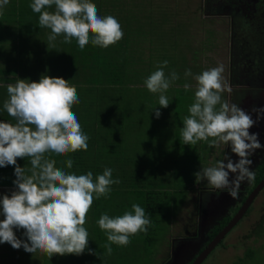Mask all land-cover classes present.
Segmentation results:
<instances>
[{
    "label": "clouds",
    "instance_id": "9594fccd",
    "mask_svg": "<svg viewBox=\"0 0 264 264\" xmlns=\"http://www.w3.org/2000/svg\"><path fill=\"white\" fill-rule=\"evenodd\" d=\"M9 0H0V15ZM38 13L40 28L50 30L47 48L55 49L57 37L62 43L76 40L83 50L93 46L108 48L123 38V29L112 15L100 16L92 0H32L29 5ZM53 11L48 9L53 8ZM168 61L159 63L144 81L151 93H159L158 105L167 108L170 101L164 93L179 75L173 70L167 76ZM41 74L38 82L16 78L15 83L5 85L7 99L3 109L12 117L0 122V168L14 166L15 189L0 197V244L8 243L13 249L27 253L41 252L53 255H81L88 250L89 232L85 227L87 214L94 199L108 198L111 186L121 181L112 178L113 169L105 167L102 174L93 176L91 171L77 175L57 167L50 157L65 156L77 151H87L89 137L82 130L77 115L72 110L79 104L75 86L68 80ZM223 66L203 70L193 76L191 69L184 72L185 78L195 80L194 101L188 108L189 115L183 118L180 139L183 144L196 145L200 141L209 147L220 144L230 146L239 159L233 161L227 154L214 165L200 167L193 173L196 182L227 190L233 199L238 198L241 183L252 182L255 172L250 170L249 157L262 145L258 134L249 129L261 119L264 108H253L256 121L238 104L222 100V93H231V86L223 80ZM191 85L184 84L185 91ZM155 117L161 115L153 108ZM17 158L27 159L30 167H20ZM226 161V162H225ZM67 169L74 161H63ZM234 174L233 178L229 176ZM98 227L106 234L105 252L89 254L110 256L112 244L126 247L130 237L147 234L152 221L145 209L133 203L131 210L122 215L102 213ZM14 229H23L27 242L18 239Z\"/></svg>",
    "mask_w": 264,
    "mask_h": 264
},
{
    "label": "trees",
    "instance_id": "16d2710c",
    "mask_svg": "<svg viewBox=\"0 0 264 264\" xmlns=\"http://www.w3.org/2000/svg\"><path fill=\"white\" fill-rule=\"evenodd\" d=\"M101 1L102 0H99L97 3L98 14L100 16H119L117 20L122 29L126 26L125 35H123L120 41L114 45H110L108 48L93 46L89 43L83 50L78 47L75 39H73L70 44L62 43L63 36L57 37L55 49H48L47 36L50 34V30L39 27V14L34 13L29 6L32 0H28L25 4H21L20 1L16 3L12 1L13 6L21 5V7H15V9L23 13L20 14V19H18L20 21L18 24V37L13 42L14 45H11V50L7 53H14L17 62L19 57V62H25L24 64L28 62L31 63L23 67L18 66V70L15 71V74L13 73V77L5 78L4 81L15 83L16 78H22L38 82L41 74H44V67L46 66V74L48 76L63 78L68 80L70 85H74L80 102L74 105L72 110L77 115L82 130L89 137L88 149L87 151L81 150L69 153L65 156H56L53 154L50 158L57 161V167L68 172H74L77 175L86 174L91 171L95 177L103 173L105 167L113 169L112 178H118L121 181L118 184L119 190L113 194L109 193V201L112 202L111 200L114 198L116 201L115 203H117L116 211L102 206L97 212L96 216L98 218L102 213H107L108 215L116 213L117 215H122L126 210H131L132 204L136 203L145 209L146 215H148L152 221L147 234L139 233L130 237V246L127 245L126 247H122L118 245L113 246L114 244H112V254L110 256L102 255L101 259L99 256L94 257V255L89 254V250L79 256L71 254L74 259V264H95L97 260H99L100 264L102 261H106L107 264H119V262L125 264L126 259L124 258L127 256L128 250H131L132 256H136V258L144 262L146 260V264H151L154 260V255L161 247V244L166 240V235L170 234L169 226L173 222L170 216L175 214L177 208L176 206H166L169 197H171L168 190H172L173 188L181 189L182 186L189 182L188 173H192V170L188 167L186 176L182 179V186H180L178 179H175L173 176V174L180 173V171H170L168 174L162 167L155 164L156 152L162 154V152L167 150V146L163 145L158 146L159 148L157 147L152 157L148 158L149 163L147 167L142 169L138 167L139 160H137L135 154L127 157L125 153V156L117 154V156L114 157L117 159V162L113 163L110 150L104 153L106 148H110L109 143H111V141L109 140L112 139V134L115 136V139H113L116 143L115 146H112V150L124 144L122 134L128 131L132 122V120H128L127 109H132L134 107L136 104L134 101L137 100V103H140V100L145 97V92L147 95H151L154 98H156V95L149 92L144 85L145 79L152 73L149 64L151 61L149 57H147V59L145 57H140V52L137 54L135 50L136 46L133 44L134 42L132 43L130 41L135 34L132 32L134 26L131 24L129 25L131 22H127V17L132 13L138 12L139 3H137L136 0H128L126 2L123 0H112L113 2H111L109 6L112 9L108 11L106 7L109 0H103L102 3ZM118 2L120 3L118 4ZM25 6L29 7L25 9ZM113 8L116 9V13L113 12ZM48 10L53 11L54 6ZM8 11L9 12L5 15L3 14L0 16V29L6 30L7 34L10 32L7 26L10 21L8 16L11 15V10ZM155 13L156 12L152 9L148 11L150 16L142 15V17H145L151 22L148 23V25L156 22L157 19L152 17ZM139 30H142V33L138 35L144 36L142 27H139L138 30L135 31L138 32ZM1 36L0 34V42L2 41ZM18 38L25 41L18 40ZM7 42H12V39H8ZM8 47L10 48V46ZM3 48H6V46L3 45ZM20 58H22L21 61ZM43 58H46V65L42 66L41 60ZM156 62L158 63V61ZM146 63H148V66ZM144 68L147 69V72L144 71ZM165 70L167 72L168 69L165 68ZM165 75L167 76V74ZM139 77H145L143 82L139 80ZM139 83H142L143 88L139 87L141 86ZM172 85L174 84L172 83ZM172 85L164 95L169 98L170 103L167 108H169V113L170 109H172L173 114L172 117L169 118L171 119L169 124L172 125L177 123L176 125L178 126L177 130H174L175 136L177 134L180 135L181 130V126L178 125L181 124V119L176 117V112L183 109L181 100L183 99L186 101V93L190 92L174 88ZM129 86H133L134 88H130ZM168 92L170 93L169 96L167 95ZM188 101L192 102L191 99ZM157 106L159 105L152 103L150 107L151 110L148 114L151 118L155 117L154 110L152 109H156ZM159 109L161 113L164 111L161 107H159ZM4 115L8 114L5 110L2 111V109H0V116L3 117ZM164 115L167 118L170 114L167 115L164 113ZM145 117L146 116H143V119ZM165 117L160 115L159 118L163 121ZM96 139L97 142H100L99 147H97V145L93 146ZM178 140L179 139H174V141H176L175 147L170 154L165 156L169 160L178 157ZM69 158L74 161L71 169H67L63 163V161ZM22 160V163H25L24 159ZM121 160L123 161L122 165H118ZM7 169H9V167ZM2 175L3 181L8 180L7 182L14 177V174L8 172ZM263 177L264 163L260 167V172L258 173L255 184ZM166 183L168 184L166 185ZM254 231V234L258 237L264 234V210L258 227ZM91 250L95 251L97 254L105 252L103 245L97 248L94 244ZM114 251L115 254L119 253V257L113 254ZM121 253H123L122 257ZM244 254V257L238 258L233 264H264V255L259 256L258 259H254L255 256L253 251L247 250ZM134 264H136V261Z\"/></svg>",
    "mask_w": 264,
    "mask_h": 264
},
{
    "label": "flooded vegetation",
    "instance_id": "af4514ba",
    "mask_svg": "<svg viewBox=\"0 0 264 264\" xmlns=\"http://www.w3.org/2000/svg\"><path fill=\"white\" fill-rule=\"evenodd\" d=\"M136 2L139 3L138 12L140 9L144 10L140 11L143 15L150 16L148 11L152 9L156 12L155 14L160 13L158 16L161 18L153 15L152 17L157 19L156 24L160 22L159 20L163 21L164 24L161 23L165 27V32H161L162 34L156 33L163 40L157 47L151 48L149 41L147 44L144 42L146 44L145 48L140 43H133L136 46L137 54L143 52V56L149 57L150 61H158V63H161L163 59H175L178 58L176 57L177 49H181L179 42L187 39L189 54H186L182 60L188 63V67L178 69L175 72L181 77L184 76L185 70L189 68L194 74L197 69L201 73L205 69L222 65L223 80L231 86V100L235 96L234 101L236 104L248 112L252 119L256 121V113L252 109L254 107L264 108V0H136ZM140 19L150 23L145 17ZM147 27L146 24L144 28ZM164 35L169 37L170 40L164 42ZM139 38L138 41L143 42L141 40L143 36ZM162 43L165 45L164 49L159 48ZM167 72L170 73L169 70ZM172 86L177 89L180 87L184 89V86L178 84ZM191 89L194 93V87H191ZM191 91L189 92L191 93ZM224 92L229 95V92ZM249 131L258 134V140L262 147L255 150L249 157L252 161L250 170L255 172V179L252 182L244 181L241 183L238 198L233 199L227 194V190L214 189L208 186L206 182L192 181L193 175L189 182L185 184L184 191H181L185 197L189 196V199L186 203L177 206L178 210L176 208L174 214L177 218L176 225L174 224L175 218L169 228L172 226L173 229L178 228L180 233L184 231L182 236H189V239H192L199 235L198 220L201 218V213L205 212L202 210L204 206L210 209L216 218L212 224L209 221L205 222L207 229L203 236L205 240L204 247L191 257L187 264L196 262L199 254L216 239L215 245L200 264H217L220 253L226 248L230 235L233 231L237 233L242 230L241 224L251 212L250 208L253 201L264 189L263 187L255 195L246 211L235 223H232L248 196L264 179L263 177L255 184L260 167L264 163V114H261V119ZM220 145H222L220 152L214 153L206 163H198L196 167L214 165L216 161L222 160L225 154L234 162L239 159L231 152L230 146ZM199 169L193 170L192 174ZM233 176L234 174L230 173L229 178L232 179ZM173 190L176 197L180 190L177 188ZM219 196L223 198L218 199ZM262 209L264 210V206ZM256 228H252L251 231L242 235L239 239L241 248L244 249L241 257H244L247 250L253 251L250 247H247L246 240L258 238L254 234ZM225 229L227 230L220 238ZM174 237L167 244L169 254L164 255L161 259H154L151 264H166L170 260L173 241L181 236L175 234ZM159 250L166 251L162 248H159Z\"/></svg>",
    "mask_w": 264,
    "mask_h": 264
},
{
    "label": "rangeland",
    "instance_id": "374dc122",
    "mask_svg": "<svg viewBox=\"0 0 264 264\" xmlns=\"http://www.w3.org/2000/svg\"><path fill=\"white\" fill-rule=\"evenodd\" d=\"M12 1H15V3L20 1L21 4H25L28 0H9L8 5L5 6V8L3 10V14L5 15L7 12H9L8 10H11V15L8 16L9 17L8 19L10 21L7 25L10 29V32L8 33L9 36L7 38L3 37V43H6V41H8V39H11V37H14L16 39L18 37V24L20 23V21L18 19H20V16H21L20 14H22L23 12L21 13L18 10L16 11L15 7H21V5L13 6ZM102 1H101V3H102ZM92 2L96 5H98L97 3L99 2V0H96V1L94 0ZM111 2H112V0L108 1V5L106 7L108 9V11L112 9L111 7H109ZM28 7L29 6H25V9ZM140 11H144V10L140 9ZM113 12L116 13V9L113 8ZM159 14L160 13L155 14L153 16L161 18L160 16H158ZM142 15H143L142 13H132L129 17H127V22H131V23H129V25L131 24L132 26H134V29H132V32H133V34H135V36L130 41L132 43L134 42L135 44L140 43L143 45L144 48H145L147 42L149 41L151 48L157 47V45L160 42H162L163 40L159 37L160 35H157L156 33L165 32V27L163 25L164 23H163V21L159 20L160 22H158V24H156L157 22H154V24L148 25L147 22H144L145 20L140 19L142 17ZM114 17L117 18L119 16L114 15ZM146 24L148 25V27L144 28V26ZM154 25H155V27H153ZM139 27L143 28L144 36L141 39L143 42L138 41V39H140L139 38L140 36L138 34L142 33V30H139L138 32H136ZM161 27H162V30H161ZM6 29H7V27H6ZM125 32H126V26L123 28L124 35H125ZM2 33H7V31L0 29V34H2ZM18 40H21V38H18ZM169 40H170V38L164 35V42L169 41ZM21 41L24 42L25 40H21ZM179 44H180L181 49L180 50L177 49V52H176V57H178V58L167 60L168 66L166 69H168L170 72L173 70L176 71L178 69L188 67L187 66L188 63L186 61L182 60V58L186 54H189L188 40L184 39V40L180 41ZM8 46H10V49H11V42L8 44ZM164 47H165V45L162 43V45L159 48L164 49ZM4 51H7V50H4ZM140 57H145L147 59L146 56H143V52H141ZM21 60H22V58H20V61ZM41 61H42V66L46 65V58H43ZM147 61H149V60H147ZM163 61H165V60H162L161 63ZM18 62H19V57H18ZM18 62L16 60V61L10 62V64L12 66L17 65V66L23 67V66L31 63V62H28V63L24 64L25 62H19V63ZM149 64L151 67V71L153 72L156 70V67L159 63H157L155 61H151V63L149 62ZM146 65L148 66V63H146ZM150 67H149V69H150ZM6 68H7V65H4V69H6ZM193 69H196V68H193ZM45 70H46V66L44 67V74H45ZM144 71L147 72V69L144 68ZM164 71H165V74H167V75L169 74L168 72H166V70H164ZM199 72L200 71L197 69L196 73H194L193 76L198 74ZM144 78L145 77H139V80L143 82ZM20 79H22V78H20ZM32 81H35V80H32ZM185 83L190 84L192 88L194 87V91H195L196 82L193 79V77L185 78V76H181L179 78V80H176L173 82L174 85L178 84L179 86H184ZM139 84L141 85L139 87L143 88L142 83H139ZM72 86H74V85H72ZM129 87L134 88L133 86H129ZM113 89H112V91H113ZM178 89L185 90V89H183V87H180ZM191 90L192 89L190 88V90L185 91V92H189ZM186 94H187V100L186 101H184L183 99L181 100L183 109L176 112V117L178 119H181V124H178L181 126V128L183 127V118L185 116L189 115L188 108L194 101V93H192V91H191V94L190 93H186ZM153 95H156V98L152 97L151 95H147V93L145 92V97L144 98L141 97L142 99L140 100V103L139 102L137 103V100H136V101H134L136 103L134 105V107L132 109L131 108L127 109L128 120H132V122L130 124L128 131L125 133L123 132V134H122L123 139H124V144L121 147H117L114 150H112L113 149L112 146L116 145V143L114 142L115 136L112 134L111 135L112 139L109 140V141H111V143H109L110 148H106L104 153H107V151L110 150V156L113 159L112 160L113 163L117 162V159L114 158L117 156V154H119L121 156H125V154H126V157L131 156L132 154H135L137 157V160H139L138 167L140 169H142L144 167L145 168L147 167V165L149 163L148 158L152 157V154L157 150L158 146H160V145L167 146V150L162 152V157L165 158V156L170 154V152H172L173 148L175 147L176 141H174V139L175 140L179 139L177 141V144L179 146L178 157H176L175 159L173 158L170 161H169V159H167V163H170V165L165 167V170L168 174L170 173V171H172V172L180 171V173L173 174V176L175 177V179L176 178L178 179L180 186H182L181 185L182 179L185 178L188 167L191 168L192 171L196 170V168L199 169L201 166L196 167L197 164L198 163H206L208 161V159L211 157V155H213L214 153L216 154V153L220 152L222 145H218L215 147H209V145L204 141H200L196 145L183 144V141L180 139V135L177 134L174 136V130H177V127H178L176 125L177 123L172 124V125L169 124L171 121V119H169V118L172 117V115H173L172 109H170V113H169V110H168L169 108H161L164 110L162 113L160 112L161 115H163L165 117L164 113H166L167 115L170 114L167 118L165 117V120H163V121L161 118H158V119L156 117L151 118V116L148 115L150 110H151L150 107L152 106V103L158 104V98H159L160 94L159 93H156V94L153 93ZM167 95L169 96L170 93L168 92ZM221 95H222V100L229 101L228 97H229L230 93L228 95V93L223 92ZM226 97H227V99H226ZM230 97H232V95H230ZM189 99H191L192 102L188 101ZM234 100H235V96H233V98H232V101L235 103ZM159 107L160 106H157L156 109H158L160 111ZM101 109H103V108H101ZM143 116H146V117L143 119ZM134 118H136V119H134ZM163 122H164V124H163ZM134 127H136V128H134ZM168 128H169V130H168ZM251 133L252 132H250V134ZM94 145H97V147H99L100 142L99 141L97 142V139H96L93 146ZM26 160L27 159H24V161H26ZM17 162L20 166H23V163H22L23 160L21 158H17ZM122 163H123V161L121 160L118 165H122ZM100 174H102V173H100ZM192 175H193L192 173H188L189 179L192 177ZM191 180L195 181L194 175H193ZM167 184L168 183H166V185ZM185 188H186V185L181 187L182 190L179 189L180 191L177 193V197H175L176 193L173 190L174 188L172 190L166 189V190H168L169 195L171 196V197H169L168 203H166V206H170V207L176 206L177 207L178 205H180L182 203H186L187 200L189 199V196L185 197L184 194L181 193V191H184ZM111 189L112 190L110 193H112V194L116 193L117 190H119L118 184L112 185ZM225 197H227V195H225ZM221 198H223V197H221V196L218 197V199H221ZM183 199H185V201H183ZM109 200H110L109 196H108V198L100 197L99 199H94L93 204L91 206V209L89 210V212L87 214V222L85 224V227L88 229V232H89L88 250H91L93 248L94 244L98 248L100 245H104L107 242L105 232L103 230H101L96 223L97 220L99 219L96 215H97V212L102 208V206H104V208H107L110 210L112 209V210L116 211V206H117V203H115L116 201L114 200V198L111 200L112 202H110ZM263 206H264V189L260 192V194L253 201V204L251 205V208H250L251 212L249 213V215L246 217V219L241 224L242 230H240L237 233H236V231H233V233L230 235L231 237H229V239H228V242L226 244V248H224L222 250V252L220 253L219 262L217 264H233L238 258H241L244 249L241 248L239 239L242 237V235H245L249 231H251L252 228H256L258 226L257 223H259V221L263 215V211H262ZM177 210H178V207H177ZM180 210H183V209H180ZM110 216H117V214L115 213V214L110 215ZM206 219H208V218H205V220L204 219L198 220V226H199L198 230L200 229L199 235H200V232L204 229V227L206 228V226H205V222L207 221ZM170 229H173V226ZM173 230H171L170 234L166 235V237H165L166 240L164 241V243H162L161 247L163 250H166V251L164 252V251L158 250L157 255L155 256L154 259L158 260V259H161L164 255L169 254V251H167V249H168L167 244H169V240H172L173 238H175L174 237L175 234H178L181 237L174 240L173 244H175L177 242H181L183 240L185 242L191 241V242L197 243L200 240L199 236H196L192 239H189L190 238L189 236H187V237L182 236L184 234V231H182L180 233V230L178 228L173 229ZM24 241L27 242V238ZM91 242H92V244H91ZM204 242L205 241H203V243L202 242L200 243V245H199L200 248L204 247ZM246 243H247V247H250L253 250L254 256H255L254 259H258L259 256L264 255V234L259 235L258 238L246 240ZM128 246H130V244ZM200 248H199V250H200ZM88 250H86V251H88ZM113 254H115V251L113 252ZM22 255H26V254H22ZM28 255L31 256L29 253H28ZM98 256L99 255H97V256L94 255V257H98ZM115 256L119 257V253L115 254ZM122 256H123V253H121V257ZM34 257H35V259L33 260V262L29 261L26 264H68V263L74 264V259H73L71 254L63 255V257H60L59 255H53L51 258H48L47 255L44 253H41V254L36 253L34 255ZM124 259H126L125 264H134L135 261H136V264H146L147 263L146 260L144 262L143 260L136 258V256H132L131 250L127 251V256ZM95 264H100L99 260H97L95 262ZM101 264H107V263H106V261L105 262L102 261ZM119 264H123V263L119 262ZM206 264H209V263H206Z\"/></svg>",
    "mask_w": 264,
    "mask_h": 264
},
{
    "label": "crops",
    "instance_id": "0c3cea01",
    "mask_svg": "<svg viewBox=\"0 0 264 264\" xmlns=\"http://www.w3.org/2000/svg\"><path fill=\"white\" fill-rule=\"evenodd\" d=\"M2 41L0 42V109H3V102L5 99H7V89L5 87V85L12 83L11 81H4L5 78H12L13 77V73L15 74V71L18 70V66L17 65H11L10 62L12 61H16V55L12 52H9L11 54H8L7 51L11 50L8 47V43L6 41V43H3V37L7 38L9 35L7 33H2ZM12 42L11 45H14L13 42L16 40V38L11 37ZM3 45L6 46V48H3ZM7 50V51H4ZM4 65H7V69H4ZM1 71H9V72H1ZM18 73V72H17ZM14 84V83H13ZM229 101L231 102V98L230 96L228 97ZM233 102V101H232ZM231 102V103H232ZM7 121H11L13 123H15V121L12 119V117H10L9 115H4L3 117L0 116V122H7ZM157 156H156V165L159 167H162L165 170V167H167L168 165H170V163H167V159L168 158H163L162 154H160L159 152H156ZM160 154V155H159ZM170 161V160H169ZM18 164V162H17ZM19 165V164H18ZM20 166V165H19ZM23 166H27L30 167L29 161L26 160L25 163H23ZM9 167V169H7ZM22 167V166H20ZM166 171V170H165ZM12 173L14 174V166H5L0 168V197H2L5 194H10V192L12 190L15 189V185L13 184V181L15 180V176L12 177L9 182H7L8 180H4L3 181V173ZM171 219H175L176 216L173 214L170 216ZM3 219V215H0V220ZM176 219L174 221V224L176 225ZM15 235L18 239L21 240H26V237L24 236V230L23 229H14ZM170 233H171V229H170ZM116 244H114L113 246H115ZM167 247H169L167 245ZM36 253H40L41 252H36ZM36 253H32L30 254L31 256L28 255L27 252H25L23 250V248L20 249H13L8 243H3L0 244V264H26L29 261L33 262V260L35 259L34 255ZM22 254H26V255H22ZM28 255V256H27ZM29 258V259H28Z\"/></svg>",
    "mask_w": 264,
    "mask_h": 264
},
{
    "label": "water",
    "instance_id": "95a60500",
    "mask_svg": "<svg viewBox=\"0 0 264 264\" xmlns=\"http://www.w3.org/2000/svg\"><path fill=\"white\" fill-rule=\"evenodd\" d=\"M232 103H234V102H232ZM249 132H251V131H249ZM263 187H264V179L256 186V188L252 191L250 196H248L245 203L242 205L241 210L235 216V218L232 220V223H235L241 217V215L246 211V209L248 208V206L250 205V203L254 199L255 195ZM202 210L205 212L203 214L201 213L200 219L205 220V218H208L206 220L209 221L210 224H212L214 219H216L215 216L213 215L212 211L210 209H208L206 206H204L202 208ZM176 220H177V218H176ZM206 229L207 228L204 227V229L200 232V235H198L200 240L197 243L191 242V241L185 242L183 240L181 242H177V243L173 244L172 250L170 253V260L166 264H187L190 261L191 257H193L195 254H197L199 252L200 243L201 242L203 243V241H205L203 236H204V233L206 232ZM226 230L227 229L224 230V232L221 234L220 238L223 236V234L225 233ZM215 241H217V239ZM215 241L210 243V245L207 248H205L199 254L196 262H194L193 264H200L206 258V256L209 254L212 247L215 245L214 244Z\"/></svg>",
    "mask_w": 264,
    "mask_h": 264
}]
</instances>
